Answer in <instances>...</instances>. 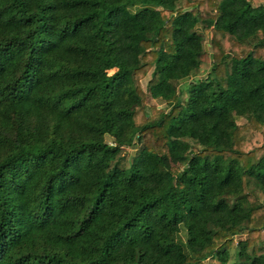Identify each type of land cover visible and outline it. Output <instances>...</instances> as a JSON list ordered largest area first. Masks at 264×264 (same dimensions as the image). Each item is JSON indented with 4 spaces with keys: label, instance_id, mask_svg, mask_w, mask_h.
<instances>
[{
    "label": "trees",
    "instance_id": "1",
    "mask_svg": "<svg viewBox=\"0 0 264 264\" xmlns=\"http://www.w3.org/2000/svg\"><path fill=\"white\" fill-rule=\"evenodd\" d=\"M260 194L264 0H0V264H264Z\"/></svg>",
    "mask_w": 264,
    "mask_h": 264
},
{
    "label": "rangeland",
    "instance_id": "2",
    "mask_svg": "<svg viewBox=\"0 0 264 264\" xmlns=\"http://www.w3.org/2000/svg\"><path fill=\"white\" fill-rule=\"evenodd\" d=\"M203 42H204V46H205V53L202 56V64L200 66V69H199L196 77L205 76L207 71L209 70L210 63H211V54H210L211 47H210V43H209V34L208 33L204 34ZM148 77H149V74L144 79H142L141 83L143 86H145L146 80L148 79ZM186 87H187L186 83L185 84L184 83L179 84V88H181L183 90ZM183 96L185 97V95H183ZM154 104H157L158 107H161L163 105V103H159L157 100H154V99L148 97L147 98V104H146V109L148 112L152 113L151 106ZM107 140L109 142L111 141V139L109 137H107ZM138 149L139 148H137V147L124 149V151H123L124 157L120 163V166L127 167L130 163L132 156L138 151ZM260 197L264 201V195L260 194Z\"/></svg>",
    "mask_w": 264,
    "mask_h": 264
}]
</instances>
